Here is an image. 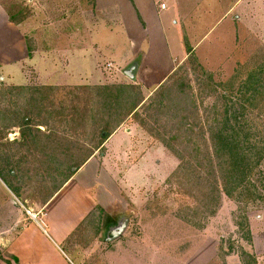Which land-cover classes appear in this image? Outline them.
Returning <instances> with one entry per match:
<instances>
[{
    "label": "rangeland",
    "instance_id": "obj_1",
    "mask_svg": "<svg viewBox=\"0 0 264 264\" xmlns=\"http://www.w3.org/2000/svg\"><path fill=\"white\" fill-rule=\"evenodd\" d=\"M90 1L85 0L87 4ZM214 1L209 19L199 24L196 37L192 36L188 44H197L198 52L187 54L157 90L141 91L139 85L130 83L129 76L123 72V69L132 67V62L123 67L118 62L128 56L129 40L125 34L128 20H123L121 12L93 15L89 6L85 13L86 27L95 30L93 33L85 28L83 36L87 59L82 61L81 70H85L88 76L87 83L40 85L34 79L25 85L0 82L1 217L16 208L12 202L15 194L9 185L18 189V195L27 207L38 211L43 197L64 178L65 171L62 170L65 164L82 160L90 153L98 160L75 177L81 165L70 177L71 188L68 190L66 187L64 193L54 197V202L47 209L48 220L42 218L38 230L30 227L34 237L33 250H19L30 259L27 263L243 264L241 251H246L255 258L256 264H264V158L251 177L258 190L255 193L257 197L246 202L242 196V199L234 200L222 194L217 212L209 217L203 213L193 214L192 209L198 203L193 195L186 194V186L181 185V182H186L184 174L168 180L179 160L165 145L172 146L192 164L204 159L193 149L208 144V125L211 118L223 111L222 95L228 88L226 83L232 77L238 80L235 83H239L247 70L264 62V0H220V4L218 0L217 4ZM73 2L34 0L31 4L30 0H21L24 6L19 7L21 9L16 16L34 17L32 22L39 23L44 31L42 43L45 46L52 41L63 45L69 36L65 33L68 34L67 30L76 25L78 13ZM170 5L174 7V4ZM230 5H234L233 8L225 13ZM38 10L42 11L39 13ZM237 14L240 15L238 19L235 18ZM54 30L56 36L52 38L50 35ZM59 31L64 34L59 35ZM181 31L177 22L162 34L169 42L174 38L171 33L178 32L181 38ZM29 42L32 44V39L29 38ZM148 55L150 60L146 69L150 72L155 53L151 50ZM107 59L116 60L118 66ZM96 60L99 61L97 68L104 74V78L99 80L89 76L94 72ZM70 69L63 66L59 73H69ZM13 72L17 73V69L14 68ZM66 79L62 82L73 81ZM133 81L136 82L135 79ZM115 84L136 86L130 101L140 91L143 101L137 108V114L126 116L121 125L126 124L124 128L135 126L148 138L144 144L135 142L128 151L125 149L118 155L113 146H105L106 140L95 148L105 120L113 124L116 116L111 114L112 110L103 111L96 90L75 89ZM18 86L24 87L20 89ZM37 87L59 89L44 91L47 99L39 106L30 100L34 98L37 101L42 97L33 89ZM30 109L33 112L27 120L32 123L33 134L30 137L38 138L35 144L27 146L16 124ZM257 114H249V123L260 134L264 132V118ZM34 121L39 125H34ZM36 128L40 129V134ZM148 144L160 145L166 150L167 156L161 155L160 170L156 162L146 167L134 160ZM104 155H110V160L102 161ZM56 161L62 164L58 167ZM193 182L188 180L187 187ZM94 183L96 188L89 186ZM73 186L82 191L87 188L97 201L85 217L82 215L70 238L61 241L63 233L70 227L72 216L85 206L83 197L77 196L78 193L71 194V189L76 188ZM192 192L197 194L195 190ZM114 215L119 220L128 219V222L118 239L107 241L109 231L105 225ZM244 216L248 219L250 239L244 237L245 229L237 225ZM0 264L20 263L0 250Z\"/></svg>",
    "mask_w": 264,
    "mask_h": 264
},
{
    "label": "crops",
    "instance_id": "obj_2",
    "mask_svg": "<svg viewBox=\"0 0 264 264\" xmlns=\"http://www.w3.org/2000/svg\"><path fill=\"white\" fill-rule=\"evenodd\" d=\"M33 1L30 0V3L32 4ZM74 1L72 4L78 15L75 16L76 22L74 23L76 25L67 30L68 34L65 33L66 36L69 35L67 36L68 40L63 39L65 43L63 45L52 41L48 42L47 46H45L42 43L44 31L39 23L35 24L32 22L31 19L34 17H28L20 22H12L10 20L12 15L19 12L21 9L19 7L24 6L21 0H0V82H3L4 85H25L34 79L40 85H79L87 83L88 76L85 70H81L82 61L87 59L85 38L83 36L86 33V29H89L90 32L93 31V33L95 30L92 27H86L85 18L87 16L85 13L89 6L90 13L93 15L96 13L121 12L123 20H128L129 26L126 25V32L124 31L127 36L126 39L129 40L128 56L122 57L118 62L121 67L132 62L131 66L134 67L135 72L133 70L134 77H129V82L138 84L141 91H152L186 59L187 54H191L192 51L198 52L197 44L194 46H188V44L192 36L196 37L199 24H204L209 19L213 3V0H168L171 3L166 4L160 0H91L89 4L85 0ZM218 1L220 4V0ZM214 2L217 4L216 0ZM170 4H174V7H170ZM233 6L230 5L225 10V13L231 11ZM69 10L70 12L72 11L70 8ZM38 11L40 13L42 10ZM166 17H169L168 25L167 23L165 24ZM239 17L240 15L238 14L235 16L237 19ZM177 22L181 26L182 37H179L178 32H173L171 35L174 38L168 42L163 36L162 31ZM48 31H51V29L49 28ZM55 33L56 31L54 30L50 36L55 38ZM62 33L63 31H59L58 34ZM29 38L32 39L31 45L27 42ZM28 48L31 50L29 54ZM151 50L155 53V58L152 69L149 72L146 68L147 61L150 60L148 54ZM107 60H112L111 62L116 67L118 66L116 60ZM98 62L96 60L93 63L94 72L89 76L99 80L104 78V74L97 68ZM63 66L71 68L70 72L59 73ZM14 68L17 69V73L15 72V74L13 72ZM137 68L138 70H136ZM123 72L127 74V70L123 69ZM15 75L16 79H14ZM66 78H71L73 81L62 82L67 80ZM94 84H97V82H94ZM125 125H120L105 142V146H113L116 149V155L125 149L128 151V148L134 145L135 142L141 145V143L144 144L145 139H148L143 134H140L135 126L124 128ZM161 155L164 158L167 156L164 148H161L160 145L148 144L144 152L138 158H134V160L136 163L142 162V165L145 164L146 167L151 162H156L158 163L156 167L160 170L162 163ZM107 159L110 160V155L102 157V161L105 160L104 162H107ZM95 161L96 163L98 161L96 156L91 155L77 171V174L75 173V177L79 173H82L90 163ZM92 169H94L93 166ZM70 179L45 204H42V207L38 211L27 207L19 195L15 194L17 197L13 195L14 199L12 202L16 204V208L7 213L5 217L0 216V250H4L7 254H10L20 264H30L27 263L30 259H27L28 257L23 255L19 250L21 248L33 250L32 243L34 237L31 235L30 227L38 230V226L41 227V219L48 220V207L54 202L56 195L59 196L61 193H64L66 187H69L68 190L71 188ZM95 185L94 183L89 186L96 188ZM73 187L77 189L72 188L71 194L75 195L78 193L77 196L83 197L85 206L72 216L70 227L67 228L66 233H63L61 241L64 238L67 240L70 238L71 232L93 207L95 201H97L94 199L96 196L90 195L87 188L82 191L78 186ZM83 214L84 216L82 217ZM114 216L105 225V228L109 231L106 234L107 241L118 239L123 231L115 238H113L112 232L122 221L127 220L128 222V219L119 220L116 215ZM69 228H71L70 231H68Z\"/></svg>",
    "mask_w": 264,
    "mask_h": 264
},
{
    "label": "trees",
    "instance_id": "obj_3",
    "mask_svg": "<svg viewBox=\"0 0 264 264\" xmlns=\"http://www.w3.org/2000/svg\"><path fill=\"white\" fill-rule=\"evenodd\" d=\"M24 19H26V16L17 18L16 14L10 18L12 22H20ZM27 42L30 44L29 39ZM30 52L31 50L28 48V54ZM235 81L238 80L232 77L226 83L228 88L222 95L224 99L223 111L210 119L207 135L208 144L193 149L196 154L205 160L201 159L192 164L184 160L181 154L172 146L169 144L165 145L179 160L178 166L171 172L168 180L171 177H177L180 173L184 174L186 182H181V185L186 186V194L188 196L193 195L198 203L192 209L193 214L196 216L202 213L205 214V217L215 215L220 205L222 194L234 200L243 198L246 202L257 197L255 193L258 190L251 182V177L264 158V132L257 133L254 126L249 123V114L258 112L257 115L260 118H264V62L256 65L253 69L247 70L239 83H235ZM23 87L18 86L17 88L21 89ZM82 88L94 89L99 92V102L102 104L103 111L112 110L111 114L116 116L113 124H111V121L105 120L104 127L99 131L100 139L95 143V148L97 149L122 124L126 116L137 114V108L142 105L143 98L139 91L135 94L134 100L130 101L136 90L134 84L75 87L76 90ZM33 89L42 94V97L37 101L34 98L30 100L40 106L47 99L46 95H43L44 91L54 92L59 88L37 87ZM32 113L31 109L28 110V113L25 111L21 120L17 124L15 123L20 127V136L23 143H25L24 145L27 146L32 143L35 144L36 138H38V136L36 138L30 137L31 133L33 134V129L30 127L32 123L27 122V119ZM33 124L39 125L35 121ZM36 132L38 134L41 133L39 128H36ZM256 137H258V140L255 139ZM41 148L44 151V148ZM91 155L92 153L82 160L72 162L70 165L69 163L65 164V168L62 170L65 171L64 178L53 188V191L43 197L42 204H45ZM55 163L58 167L62 164L57 161ZM58 167L56 168L58 169ZM0 176L3 177L1 169ZM188 180L194 181L189 188L187 187ZM9 187L18 196V189L10 185ZM192 190H195L197 194H193ZM237 225L245 229L244 237L250 239L247 217L244 216L243 221ZM241 257L243 264H256L255 258L246 251H241Z\"/></svg>",
    "mask_w": 264,
    "mask_h": 264
},
{
    "label": "water",
    "instance_id": "obj_4",
    "mask_svg": "<svg viewBox=\"0 0 264 264\" xmlns=\"http://www.w3.org/2000/svg\"><path fill=\"white\" fill-rule=\"evenodd\" d=\"M133 70H134V67H131L129 68V70H127V74L130 78L134 77ZM126 224H127V220H124L121 222V224L117 228H115V230L112 232L113 238L117 237L122 232Z\"/></svg>",
    "mask_w": 264,
    "mask_h": 264
}]
</instances>
